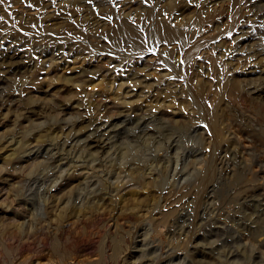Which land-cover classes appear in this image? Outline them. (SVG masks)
<instances>
[{"label": "rangeland", "instance_id": "1", "mask_svg": "<svg viewBox=\"0 0 264 264\" xmlns=\"http://www.w3.org/2000/svg\"><path fill=\"white\" fill-rule=\"evenodd\" d=\"M0 264H264V0H0Z\"/></svg>", "mask_w": 264, "mask_h": 264}, {"label": "bare ground", "instance_id": "2", "mask_svg": "<svg viewBox=\"0 0 264 264\" xmlns=\"http://www.w3.org/2000/svg\"><path fill=\"white\" fill-rule=\"evenodd\" d=\"M69 242H71V241H69ZM68 244V243H67ZM50 263V262H49Z\"/></svg>", "mask_w": 264, "mask_h": 264}]
</instances>
